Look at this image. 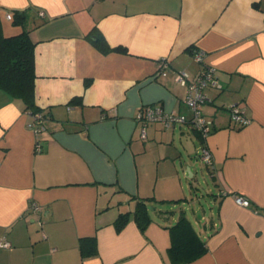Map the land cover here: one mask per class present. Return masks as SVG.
<instances>
[{"label":"crops","instance_id":"0c3cea01","mask_svg":"<svg viewBox=\"0 0 264 264\" xmlns=\"http://www.w3.org/2000/svg\"><path fill=\"white\" fill-rule=\"evenodd\" d=\"M14 11L27 13L45 129L36 138L22 102L0 89V237L11 244L0 264H171L168 227L181 212L206 250L178 264H264V0H0L7 34L20 30L5 18ZM96 32L125 51L100 52ZM204 66L219 84L203 105L209 166L195 129L154 121L142 136L135 119L146 104L189 115L175 75ZM232 105L248 124L232 121ZM138 198L150 202L145 230ZM121 211L131 213L117 230ZM83 238L95 254L81 255Z\"/></svg>","mask_w":264,"mask_h":264},{"label":"trees","instance_id":"16d2710c","mask_svg":"<svg viewBox=\"0 0 264 264\" xmlns=\"http://www.w3.org/2000/svg\"><path fill=\"white\" fill-rule=\"evenodd\" d=\"M10 21L13 26L20 27V30L12 34L5 33L0 18V89L7 92L11 97L19 99L24 110L31 113L41 112L45 116L34 102V44L29 38L28 29L25 27L27 13L14 11ZM92 36L95 37V39L91 38L93 45L102 53L113 50L125 51L123 47L109 46L105 38L97 32L90 37ZM79 100L80 98H74L72 101L77 102ZM149 203L146 199L138 198L132 211V217L141 230H145L151 222ZM130 213L129 211L118 213L114 221L117 230L125 226ZM168 228L171 237L168 256L171 264L188 262L206 250L204 241L198 236L182 212L177 221ZM79 248L82 256L95 254V239H81Z\"/></svg>","mask_w":264,"mask_h":264},{"label":"built area","instance_id":"2783aa9c","mask_svg":"<svg viewBox=\"0 0 264 264\" xmlns=\"http://www.w3.org/2000/svg\"><path fill=\"white\" fill-rule=\"evenodd\" d=\"M40 15H43V12H39ZM5 18L10 20L12 15L10 12L5 13ZM262 31L264 33V18L262 23ZM195 58L201 60L202 52L198 51L195 53ZM163 69L168 67L166 61L163 62ZM175 80L181 86L186 87V97L185 103L189 111V115L175 112L165 111L159 105H150L146 104L141 106L135 114V119L143 124L141 130L142 136L145 134L144 126L148 122L158 121L163 123L166 127L174 126L175 124H186L189 127L195 129L201 136L203 142L198 151V156L201 161L206 165L212 164V154L209 150L205 140L207 136L212 131V122L206 119L203 115V105L209 100V97L206 93V89L210 87H219L218 80L216 77L215 68L212 66H204L201 71L194 76V78H189L187 73L182 70L176 73ZM31 117L30 121L27 122V128L33 132V134L38 138L40 133L45 129V116L41 112L31 113L27 111ZM230 117L233 122L238 125H246L249 123V118L245 114V110L237 105H232L229 108ZM36 149L40 150V144L37 140ZM234 200L237 204L241 206H249V200L243 196L235 195ZM31 210L40 213L42 211L41 205L36 202H31ZM39 224L41 222L39 221ZM0 247L10 248V242L4 237H0Z\"/></svg>","mask_w":264,"mask_h":264},{"label":"rangeland","instance_id":"374dc122","mask_svg":"<svg viewBox=\"0 0 264 264\" xmlns=\"http://www.w3.org/2000/svg\"><path fill=\"white\" fill-rule=\"evenodd\" d=\"M202 172H205V168L204 167H202ZM202 179V178H201ZM201 184H200V186H198L199 188H198V192H199V199H200V201H201V206H203V208H205V200L206 199H208L207 198V196H206V194L204 193V191H203V189H202V187H204L206 184L203 182H200ZM182 184H183V182H182ZM183 192L185 193V194H187L188 193V189L186 188V186L183 184ZM202 194H204V196H202ZM156 203V202H155ZM154 203V204H155ZM158 204V203H157ZM171 206H173L172 204H169V203H166V204H164V207L165 208H168V207H171ZM179 206H176L175 205V207L174 208H178ZM183 208H185L186 209V212L188 213V214H190L191 213V211H190V209L189 208H186V205L183 207ZM201 212V210L199 211V213Z\"/></svg>","mask_w":264,"mask_h":264},{"label":"water","instance_id":"95a60500","mask_svg":"<svg viewBox=\"0 0 264 264\" xmlns=\"http://www.w3.org/2000/svg\"><path fill=\"white\" fill-rule=\"evenodd\" d=\"M91 38H92V39H95V37H94V36H92Z\"/></svg>","mask_w":264,"mask_h":264}]
</instances>
